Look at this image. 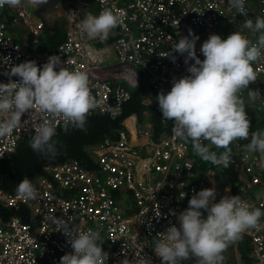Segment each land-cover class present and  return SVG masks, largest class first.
I'll return each instance as SVG.
<instances>
[{"label": "built area", "instance_id": "obj_1", "mask_svg": "<svg viewBox=\"0 0 264 264\" xmlns=\"http://www.w3.org/2000/svg\"><path fill=\"white\" fill-rule=\"evenodd\" d=\"M24 1L31 4L29 0ZM86 1L84 5H93L97 15L106 8L120 15L122 23L117 27L118 35L112 44L118 64L116 74L126 77L129 85L140 79L155 96L160 92L167 94L173 78L188 75L184 56L174 52L172 45L188 36L189 29L199 37L196 54L202 61L200 47L210 35L226 39L240 31L255 42L258 34L254 36L243 24L247 19L255 22L257 17H264V0H246V16L230 9L228 0ZM4 8H9L14 16L8 13L9 24L5 16L1 18ZM30 19L23 3L18 7L0 8V83L9 82L4 75L9 68L2 63L5 57H9L13 65L35 61L37 66H42L49 56L59 55L69 71L82 70L89 75L91 94L99 106L88 116L95 113L120 116L130 93L124 83L112 81L115 74L113 78L105 77L91 65V60L103 50L90 45L91 37L75 14L67 20L65 40L52 51L38 50L43 23ZM16 26L28 30L29 41L17 40L12 32ZM169 52L171 55L166 57ZM171 56L176 57L174 63ZM191 63L193 61H189V65ZM253 68L257 79L242 90L241 98L257 89L259 96L249 95L243 99L246 113L254 108L253 102L257 110L264 111V55L253 63ZM11 79L19 80L18 77ZM248 118L250 120L249 114ZM45 120H52L55 129L64 126L62 117L39 108L25 113L20 127L0 137V163L14 154L22 138L35 134L37 125ZM121 124L123 130L119 131L118 139H105L98 147L87 149L96 166L93 170L83 168L73 159L44 165L42 173L31 180L37 192L35 199H23L17 188L0 189V208L24 207L33 219L25 223L16 215L6 220L0 217V264H59L60 258L72 249L68 238L54 222L55 218L69 220L76 231H98L103 240L102 250L108 253L106 264H120L124 259L136 264L139 257L150 260L151 264H161L153 250L160 239L158 234H164L170 226L179 227L176 215L170 213L178 215L187 209L189 199L203 190L206 183L215 187L214 173L208 172L205 182L197 180L193 162L188 157L189 144L177 138L172 130L156 141L149 123L138 129L135 114ZM249 143L242 140L235 145L230 164H234L238 176L245 182L247 188L242 187L243 191L252 186L262 191L259 199L257 195L254 200L241 199L264 212V154L249 152ZM215 189L218 198L221 192ZM241 236L250 240L253 264H264V216L258 227L246 230ZM236 249L237 246L232 249L234 264H243L238 260Z\"/></svg>", "mask_w": 264, "mask_h": 264}, {"label": "clouds", "instance_id": "obj_2", "mask_svg": "<svg viewBox=\"0 0 264 264\" xmlns=\"http://www.w3.org/2000/svg\"><path fill=\"white\" fill-rule=\"evenodd\" d=\"M48 1L52 0H29L31 4L24 0H0V8L18 7L22 3L24 7H39ZM61 2L58 0L57 5L63 6ZM245 3L246 0H228L229 8L242 16L247 15ZM66 9L68 17L74 13L76 18L78 11L74 7L66 6ZM33 20L42 22L36 15ZM121 23L120 15L108 8L98 15L96 11L95 15L87 13L81 21L83 30L91 37L89 41L98 44ZM243 27L254 36L258 34L255 42L240 31L226 39L212 34L200 47L204 57L202 61L196 54L199 37L189 29L188 36L172 45L174 52L184 56L188 75L173 78L170 91L156 96L162 117L173 122L174 135L185 142L190 141L193 152L201 160L225 168L231 163L232 142L249 138L251 124L241 93L256 81L253 63L264 55V17H257L255 22L247 19ZM44 32L43 24L41 34ZM16 37L19 38L18 35ZM22 37L30 40L27 29L23 28ZM98 47L93 44L97 50L104 49L101 45ZM170 55L169 52L166 57ZM171 59L174 63L176 57L171 56ZM189 61L193 63L189 65ZM2 63L9 68L4 73L9 82L0 83V137L13 133L22 125V115L34 108L62 117L65 132L70 127L85 130L89 112L99 106L91 94L86 71H69L59 55L49 56L42 66H37L35 61L13 65L9 57H5ZM12 77H18V82L12 81ZM249 95L258 97L259 90L250 91ZM55 136L53 121L45 120L37 125L30 147L41 155L53 158L57 155L59 143L53 139ZM213 147L223 151L217 153L212 150ZM247 149L251 153L264 154V131L251 134ZM228 191L230 189L226 188L225 192ZM17 192L23 199H35L37 195L28 177L19 182ZM216 196L215 187L200 190L189 199L187 209L178 215L170 213L176 215L179 227L173 225L164 234H158L160 239L155 242L153 250L161 264H182L193 257L198 259V264H223V253L228 246L246 230L258 227L264 216L260 208L242 200L239 195H225L218 202ZM203 213L207 214L206 217ZM54 222L68 238L72 249L71 253L60 258L59 264H106L108 253L102 250L103 240L98 231H76L69 220L55 218ZM227 258L233 259L231 253ZM120 264L130 262L124 259ZM136 264H151V261L139 257Z\"/></svg>", "mask_w": 264, "mask_h": 264}, {"label": "trees", "instance_id": "obj_3", "mask_svg": "<svg viewBox=\"0 0 264 264\" xmlns=\"http://www.w3.org/2000/svg\"><path fill=\"white\" fill-rule=\"evenodd\" d=\"M64 6L73 7L75 0H62ZM81 7L78 8L76 20L81 23L82 19L87 13L95 15V9L84 5V0H80ZM65 24L57 23L48 26V31L42 33L39 37L38 50L52 51L55 50L64 40L66 36ZM117 28L113 29L106 40H103L98 45L106 47L110 42L117 37ZM21 41L20 38H17ZM126 87L130 93V99L122 106V113L120 116L111 117L108 114L95 113L86 118L85 130L70 127L67 132L64 131V126L56 128V136L53 139L59 141L57 145V155L53 158L41 155L35 152L30 147V140L32 135L21 139L14 154L7 157L0 166V189L5 191H13L17 188L19 182L28 177L30 180L36 179L41 173L44 165L48 163H61L69 159L76 160L83 168L93 170L94 165L91 157L87 153V149L98 147L105 139H118L119 131L123 130L122 121L130 115L135 114L137 117V127L142 129L144 123L150 124V130L153 138L159 141L163 136L168 135L172 130L173 122L162 118V113L156 101V96L151 93L147 86L139 79L136 83ZM249 93L242 95L243 99L248 98ZM149 101H151L149 103ZM252 108L249 113L250 116V130L249 138L245 141L251 140V134L260 130H264V111ZM242 140L233 141L230 145L232 155L235 152V145ZM191 142L189 144V159L193 162L194 171L198 181L205 182L204 179L208 172L214 173V185L221 192L216 202L225 195L243 197L242 187L246 188L245 182L238 176L234 164H229L228 167L222 165H213L210 162H205L197 156L192 149ZM207 143V142H206ZM217 153L222 152L223 149H216ZM231 155V157H232ZM212 188V185L206 183L204 189ZM230 191L225 192V189ZM246 194L251 195V191L246 189ZM16 215L23 222L31 223L33 221L31 215L24 207L17 210L0 208V217L6 220L9 216ZM237 246L238 260L243 264H253L250 257L252 246L250 240L246 236H241L236 243L230 244L223 253V264H234V260L227 258L229 251L231 252ZM233 257V255H232ZM185 264H198V259L193 257L186 260Z\"/></svg>", "mask_w": 264, "mask_h": 264}, {"label": "crops", "instance_id": "obj_4", "mask_svg": "<svg viewBox=\"0 0 264 264\" xmlns=\"http://www.w3.org/2000/svg\"><path fill=\"white\" fill-rule=\"evenodd\" d=\"M38 7V6H37ZM60 7H62V6H60V5H57L56 6V9H59ZM36 8V7H35ZM35 8H33V10H32V12L33 13H31V14H33V16L35 15V11H36V9ZM51 8H55V7H51ZM51 8H49V9H46L44 12H46V11H49ZM27 11V10H26ZM28 12V11H27ZM43 12V13H44ZM9 12H8V10H7V15L9 16V17H11L10 15L12 14V12H11V14L9 15L8 14ZM28 13H30V12H28ZM42 13V14H43ZM68 15V12L66 13V14H64L62 17H60V15H59V17H55V18H53V19H50V23H51V25H53V24H55V23H57V25H59V24H65V26H64V28L66 29V34H67V30H68V23H66L67 22V19L68 18H70V17H68L67 16ZM63 18V20L62 21H60V19H62ZM65 21V22H64ZM48 24V23H47ZM50 26V25H49ZM19 36V38L21 39H23V37H22V33L21 34H19L18 35ZM21 39V40H22ZM91 44V46H93V44H94V47L95 48H99L98 47V42H95V43H93V42H90ZM104 49H103V51H102V53L100 52V53H98L97 55H96V57L95 58H93V60H91V65L92 66H94L95 67V69L98 71V73L99 74H102L103 76H105V77H111V78H113V75L115 74V76L116 77H114L113 79H112V81H118V82H121V83H124L125 85L126 84H130V82H128V80H126V77H123V78H120V77H118L117 76V74H116V72H118V68H117V66H118V64L116 63L117 61H116V59H115V54L111 51V50H109V49H107L106 47H103ZM137 82V81H136ZM135 83V82H134ZM133 84V83H132ZM151 101H149V103H150ZM130 120L129 121H127V124L128 125H130ZM252 185H250L249 187H251ZM253 188H251V189H249L250 191H251V195H248V194H246V190L245 191H243L242 193H243V197H241V198H245V197H247V198H250V199H252V200H254L255 199V197H256V195H258V194H260L262 191L260 190H258L256 187H254V186H252ZM247 188V187H246ZM236 251H237V249H236ZM234 252H233V250L231 251V255L233 254ZM233 260V259H232ZM235 261V260H234Z\"/></svg>", "mask_w": 264, "mask_h": 264}, {"label": "rangeland", "instance_id": "obj_5", "mask_svg": "<svg viewBox=\"0 0 264 264\" xmlns=\"http://www.w3.org/2000/svg\"><path fill=\"white\" fill-rule=\"evenodd\" d=\"M84 2H86V3H88L86 0H84ZM62 4H63V2H61ZM81 3L78 1V2H75V3H73V7L77 10V11H79L78 10V8H80L81 6ZM34 7H36L37 8V6H30V5H28V6H26V10L28 11V12H31L32 10H33V8ZM35 8V9H36ZM90 8L91 9H93L94 7H93V5H90ZM8 12L11 14V10L8 8ZM32 13V12H31ZM31 13H29V15H30V20L32 21L33 20V14H31ZM67 13V9H66V6H62V7H60L59 9H56V7L55 8H51L49 11H46V12H44L42 15H41V18L42 19H44L47 23H48V25H51V23H50V19H53V18H55V17H59V15H60V17H62L64 14H66ZM62 15V16H61ZM94 15V14H93ZM12 16H13V14H12ZM14 17V16H13ZM63 20V18L62 19H60V21H62ZM65 22V21H64ZM67 23V22H66ZM12 32L17 36V35H19V34H21L22 32H23V27L22 26H16L15 28H13L12 29ZM113 42L114 41H112V42H110L106 47L109 49V50H111L112 52H113V46H112V44H113ZM91 44V43H90ZM92 45V44H91ZM114 53V52H113ZM115 54V53H114Z\"/></svg>", "mask_w": 264, "mask_h": 264}, {"label": "water", "instance_id": "obj_6", "mask_svg": "<svg viewBox=\"0 0 264 264\" xmlns=\"http://www.w3.org/2000/svg\"><path fill=\"white\" fill-rule=\"evenodd\" d=\"M57 3H58V0H52V1H48L47 4H42V5H40V6L36 9V11H35V15H36L38 18H41L42 13H43L46 9H49V8H51L52 6L57 5ZM3 16L6 17V19H7V24H9V22H10V17L7 15L6 8L3 9V11H2V15H1V18H2ZM41 19H42V18H41ZM42 22H43V24H44V31H45V32L48 31V26H47L45 20L42 19ZM2 163H3V162L0 163V166H1Z\"/></svg>", "mask_w": 264, "mask_h": 264}, {"label": "bare ground", "instance_id": "obj_7", "mask_svg": "<svg viewBox=\"0 0 264 264\" xmlns=\"http://www.w3.org/2000/svg\"><path fill=\"white\" fill-rule=\"evenodd\" d=\"M37 8H38V7H37ZM37 8H36V9H37ZM31 12H32V11H31ZM31 12H30V13H31ZM32 13H33V12H32ZM32 16H33V15H32ZM33 17H34V16H33ZM111 77H112V76H111Z\"/></svg>", "mask_w": 264, "mask_h": 264}]
</instances>
